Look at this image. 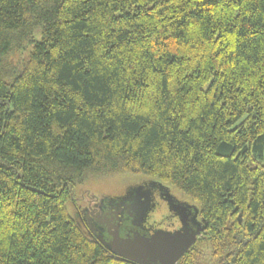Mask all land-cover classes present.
<instances>
[{"label": "trees", "instance_id": "16d2710c", "mask_svg": "<svg viewBox=\"0 0 264 264\" xmlns=\"http://www.w3.org/2000/svg\"><path fill=\"white\" fill-rule=\"evenodd\" d=\"M124 175L209 223L178 264H264V0H0V264H134L71 213Z\"/></svg>", "mask_w": 264, "mask_h": 264}, {"label": "flooded vegetation", "instance_id": "af4514ba", "mask_svg": "<svg viewBox=\"0 0 264 264\" xmlns=\"http://www.w3.org/2000/svg\"><path fill=\"white\" fill-rule=\"evenodd\" d=\"M138 181L126 187L124 192L118 196L103 195L102 198L93 196L86 203L84 199H80L82 201L78 199L80 203H77L80 206H75V217L86 228L91 238L100 241L99 237H102L110 241L112 238L108 233L109 224L118 225L122 237L136 230H140L146 236L161 230L172 232L181 229L182 224L178 214L182 213L188 216V220L198 225L202 223L200 225L204 227L207 223L201 217L200 211L195 212L194 207L197 206L194 203L179 196L163 182L151 178ZM131 196L136 204L134 209L121 203L131 200ZM120 204L123 205L120 206ZM139 215H142V221L138 220ZM106 220L109 221L106 222ZM206 230L201 233L200 238L204 236Z\"/></svg>", "mask_w": 264, "mask_h": 264}, {"label": "water", "instance_id": "95a60500", "mask_svg": "<svg viewBox=\"0 0 264 264\" xmlns=\"http://www.w3.org/2000/svg\"><path fill=\"white\" fill-rule=\"evenodd\" d=\"M121 203L133 209L136 205L132 196L131 200H125ZM123 204H120V206ZM194 210L195 212L199 211L198 207H194ZM178 215L182 224L179 230L172 232L161 230L149 236L142 234L140 230H136L134 232L130 231L122 237L118 225L109 224L108 233L112 239L110 241H106L102 237H99V239L112 255L126 262L134 264H178L199 240L202 236L201 233L206 230L209 224L205 223L203 227L201 226L202 223H200V227L194 221L188 220V216L185 213ZM241 216L239 215L240 222L242 221ZM139 217L140 219L138 218V220L142 221V215H139Z\"/></svg>", "mask_w": 264, "mask_h": 264}, {"label": "rangeland", "instance_id": "374dc122", "mask_svg": "<svg viewBox=\"0 0 264 264\" xmlns=\"http://www.w3.org/2000/svg\"><path fill=\"white\" fill-rule=\"evenodd\" d=\"M38 38V34L36 35ZM30 47L28 46V51L21 52L22 54L18 53L15 61L18 62L20 58H24L28 55ZM143 179L141 176H134V175H124V176H113V177H102V179H94L93 177L85 181L84 185L78 187V190L75 192L73 191L74 195V205L71 207V213L75 216V206L78 205L77 202L80 203V199H84L85 203L88 200H91L93 196L103 197V195H110L112 197L121 195L125 188L131 184L139 182L138 180ZM78 199L80 201H78Z\"/></svg>", "mask_w": 264, "mask_h": 264}]
</instances>
